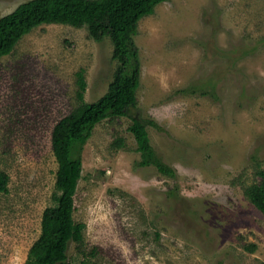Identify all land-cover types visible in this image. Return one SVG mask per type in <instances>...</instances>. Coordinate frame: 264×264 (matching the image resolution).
I'll list each match as a JSON object with an SVG mask.
<instances>
[{
	"label": "rangeland",
	"instance_id": "1",
	"mask_svg": "<svg viewBox=\"0 0 264 264\" xmlns=\"http://www.w3.org/2000/svg\"><path fill=\"white\" fill-rule=\"evenodd\" d=\"M28 1L0 0V18ZM134 41L137 104L100 120L83 153L74 218L84 264H264V215L245 194L264 183V0H168ZM113 50L86 27L47 24L0 59V264H24L39 238L58 170L54 127L81 105L79 72L85 102L107 93ZM127 100L124 87L105 105L117 113ZM133 118L160 127L147 126L149 165ZM68 256L84 261L74 244Z\"/></svg>",
	"mask_w": 264,
	"mask_h": 264
},
{
	"label": "trees",
	"instance_id": "2",
	"mask_svg": "<svg viewBox=\"0 0 264 264\" xmlns=\"http://www.w3.org/2000/svg\"><path fill=\"white\" fill-rule=\"evenodd\" d=\"M168 0H30L0 18V59L10 55L20 41L41 25L62 24L88 29L97 42L109 38L113 44V59L119 63L117 73L107 93L97 102H85L87 80L78 73V105L54 127L52 148L58 164L53 204L45 209L41 221V234L31 246L24 264H69L68 252L74 244L84 261L88 258L84 224L75 221V196L83 178V153L100 120L112 115H127L137 104L136 94L140 80L139 52L134 37L138 34L139 22ZM73 7V11L70 9ZM124 87L128 88L126 109L112 112L105 105ZM185 91L179 92L184 93ZM147 126L159 125L152 121L133 118L132 132L137 151L149 165L156 160ZM117 143L123 147V140ZM159 172L165 176L175 175V170L160 160L156 162ZM264 180V171L259 173ZM8 176L0 174V193L7 191ZM251 203L264 215V183L246 189Z\"/></svg>",
	"mask_w": 264,
	"mask_h": 264
}]
</instances>
